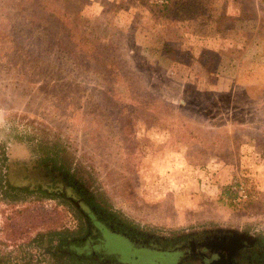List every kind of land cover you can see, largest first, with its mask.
<instances>
[{"label": "rangeland", "instance_id": "1", "mask_svg": "<svg viewBox=\"0 0 264 264\" xmlns=\"http://www.w3.org/2000/svg\"><path fill=\"white\" fill-rule=\"evenodd\" d=\"M204 1L193 0L202 13L211 10ZM245 1L256 2V18L241 13L221 24L234 31L213 45L220 56L204 57L209 68L221 60L214 73L197 62L184 69L189 55L176 33L185 24L175 28L178 12L151 0H0V148L9 156V186L47 182L40 154L55 146L62 162L77 165L108 205L129 216L260 228L264 2ZM240 186L248 197L238 206ZM8 200L0 199V264H25V252L39 264L38 232L77 225L58 201L42 199L57 214L47 223L28 215L33 199ZM110 244L131 264L156 257L131 255L120 239Z\"/></svg>", "mask_w": 264, "mask_h": 264}, {"label": "flooded vegetation", "instance_id": "2", "mask_svg": "<svg viewBox=\"0 0 264 264\" xmlns=\"http://www.w3.org/2000/svg\"><path fill=\"white\" fill-rule=\"evenodd\" d=\"M44 148L40 154L46 159L43 166L52 175L47 182L10 186L13 190L8 196L0 186V199H9V203L33 199L32 209H47L46 204L41 206L42 199L58 201L78 219L75 228L64 229L70 232L67 238L54 230L38 232L34 244L40 256L35 258L37 263L131 264L122 260L120 249H109L114 238L123 241L131 255L143 251L156 256L146 264H264V222L259 228L218 220L165 224L143 221L108 205L87 174L81 173L77 165L60 160L55 146ZM0 151V180L4 184L9 182L11 168L7 166V148ZM22 258L29 264L33 254L25 252ZM0 262L5 263V258L0 256Z\"/></svg>", "mask_w": 264, "mask_h": 264}, {"label": "crops", "instance_id": "3", "mask_svg": "<svg viewBox=\"0 0 264 264\" xmlns=\"http://www.w3.org/2000/svg\"><path fill=\"white\" fill-rule=\"evenodd\" d=\"M109 1L115 3L119 0ZM185 3H188V5L191 4V2L189 3L188 0H186ZM206 4H208L209 7H212L215 10L213 13L215 18H209L206 13L201 16H195L193 18L189 17L184 20V30L176 33L182 40H185V52L187 51L189 55V62H185L182 66L186 71H192L194 68L193 65L195 64V62H197L203 67V70L208 69L209 72L219 73L222 70L221 60L218 59V62L213 63L212 68H209L207 66V63L204 62V57L206 55L220 56L221 54L216 49L217 46L213 45H217V39H225L231 37V33L234 31V29H227L221 24L225 22H238L240 19V15L242 16L241 13H243L245 20L247 17V20L256 18V16H253L254 14H256V2L254 1V3L251 5V2L247 3L245 0H214V2L208 0ZM93 6L94 5L90 4L89 7L93 8ZM235 10H238V12L235 13ZM251 12L253 14V18H251ZM173 23L174 25H176L175 28H179L180 26L177 25H181L183 22L179 21ZM198 26H200V30L195 29V27ZM212 31H214V34H216L215 36H210V32ZM211 38H213L214 41ZM189 205L191 204H188L187 206Z\"/></svg>", "mask_w": 264, "mask_h": 264}, {"label": "trees", "instance_id": "4", "mask_svg": "<svg viewBox=\"0 0 264 264\" xmlns=\"http://www.w3.org/2000/svg\"><path fill=\"white\" fill-rule=\"evenodd\" d=\"M189 1V3L191 2V4L190 5H188V3H185L186 2V0H176V1H174L173 3L174 4H172L171 6L170 5H166V6H164V8H167V9H170V8H174V10L172 11V15L174 14V13H176V12H178V17L177 18H172V22H179V21H182L183 23H184V20L185 19H187V18H193V17H197V16H201V15H203V14H205L206 13V15L209 17V18H215V16L213 15V13H214V9L212 8V7H208V8H211V10L210 11H206L205 13H202L201 11H198V9L199 8H196L195 7V5L196 4H193V0H188ZM207 1L208 0H205L204 2H206L207 3ZM209 1H211V2H214V0H209ZM261 1V3H262V1L264 2V0H260ZM202 3V4H205V3ZM170 4H171V2H170ZM194 9H196L197 10V14H193V10ZM201 9V8H200ZM213 10V11H212ZM193 14V15H192ZM81 15V16H80ZM79 17H80V19H83V17H82V14H79L78 15ZM212 18V19H213ZM73 25L76 27V23H73ZM73 26V27H74ZM72 27V29L74 30V28ZM60 43H62L61 41H60ZM60 47H61V44H60ZM136 58H137V56H135ZM135 58V59H136ZM138 59V58H137ZM136 59V62L138 61ZM142 60H143V62H144V64L146 63V65L148 66V67H150V65L149 64H151V63H149V61H148V59L147 58H141ZM1 182H3V181H1ZM1 190L3 191V193L4 194H6V196H8L9 195V193H11V190H13V189H11L10 188V186H9V184L8 183H2V185H1ZM44 211L46 212V213H44ZM28 215H30V217L32 218V217H36L37 218V220H38V222L41 220V219H43L44 218V215L46 216V219H47V223L48 222H51V223H55L56 221H57V214H56V212L55 211H48V210H46V209H43V208H36V209H30L29 211H28ZM51 217V219H48V217ZM60 216L58 215V218H59ZM54 232H59V233H56V235H59V234H63L66 238H67V236H68V234L70 233V232H68V230H64V229H55L54 230ZM49 236L50 237H52L51 236V233H49Z\"/></svg>", "mask_w": 264, "mask_h": 264}, {"label": "built area", "instance_id": "5", "mask_svg": "<svg viewBox=\"0 0 264 264\" xmlns=\"http://www.w3.org/2000/svg\"><path fill=\"white\" fill-rule=\"evenodd\" d=\"M151 2L156 5V6H165L168 4V0H151ZM235 192L237 193V200H235V205H238V203H245L247 201V194L245 192V190L242 188V186L240 187H235L234 188ZM239 195V196H238Z\"/></svg>", "mask_w": 264, "mask_h": 264}]
</instances>
